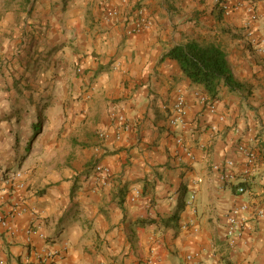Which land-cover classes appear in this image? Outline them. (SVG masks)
Here are the masks:
<instances>
[{"label":"crops","instance_id":"1","mask_svg":"<svg viewBox=\"0 0 264 264\" xmlns=\"http://www.w3.org/2000/svg\"><path fill=\"white\" fill-rule=\"evenodd\" d=\"M138 17L150 24L129 34ZM248 32L264 39V0H0L6 264L63 247L57 264H264V53ZM187 42L219 47L242 85L221 86L214 112L166 56ZM179 94L185 122L172 127ZM239 140L255 152L248 175ZM227 158L233 168L212 167ZM15 170L22 187L2 182ZM240 204L230 247L225 214Z\"/></svg>","mask_w":264,"mask_h":264},{"label":"built area","instance_id":"2","mask_svg":"<svg viewBox=\"0 0 264 264\" xmlns=\"http://www.w3.org/2000/svg\"><path fill=\"white\" fill-rule=\"evenodd\" d=\"M122 1L125 2L126 0H122ZM224 1L229 2L231 0H224ZM246 11H247L246 25L257 20L258 15L256 14V12L252 6H249ZM115 14H116L115 10H109L106 13L107 17H113V16H115ZM138 15H141L140 12L138 13ZM142 23L145 26H148L150 24L149 21H145L143 19V17H138L135 24L133 26H131L127 32L129 34L139 32L141 30V27H142L141 25H143ZM247 42H248L249 46L251 48H253V50L255 52H257L258 54L264 53V39L261 36H257V35H254V34L248 32L247 33ZM200 100L202 103H204L206 105V107L208 108V110L210 112H214L215 108L213 106V102H210L209 98L206 95H201ZM185 116H186L185 98L182 94H179L176 97V99L172 105V113L169 116V121H168L169 125L172 127H181L185 122ZM119 119H123V117L120 116ZM223 119H224L223 116H219L220 121H223ZM210 129H211V131H214L216 128L214 126H211ZM236 151H237V153L240 154V156L243 159L242 174L248 175L250 169L252 168V166L254 165L255 160H256L255 152L253 151V149L248 147L244 141H241V140H239L237 142ZM187 154L190 155V153H188V152H187ZM212 167L215 170H221V169L227 170L229 168L234 167V160L232 158H227L220 163L214 164ZM94 171H96V172L104 171L105 174L108 173L107 169L102 168L99 165L94 166ZM18 176H19V174H18ZM222 176H223V178H225V176H227V175L223 172ZM7 177H8L7 181H10V179H13L14 174L8 173ZM22 186H23L22 183L17 184V187H22ZM236 191L241 194L244 192V188L239 185L236 187ZM138 195H139V192H138V190H136L134 192V196L131 198V200H134V198H136ZM193 197L194 196L190 197V200L188 201L189 204L191 203ZM247 209H248V206L246 204H240V205L234 207L233 209L229 210L225 214V219H226L225 220L226 221L225 222L226 223L225 238H226L227 243L230 247L234 246L235 240L239 236V233H240L242 226H243V219L241 217H239V213L245 212V211H247ZM21 211H24V210L23 209L17 210L16 208H13L10 212L15 213V214H19ZM256 215H257V217L261 218L264 216V211L258 210V211H256ZM0 225L3 227H6L7 229H10V226L8 225L5 217L1 213H0ZM186 227H187V224L182 225V228H186ZM27 232L28 233H31V232L36 233L37 230H34V228H32V229H29ZM37 233H38L39 238H41V239L45 238L43 233H41V232H37ZM64 246H65V244H64ZM61 249H65V248L63 247ZM61 249L58 251V250H51L49 248H44L43 252H41L38 255L37 264H57L55 261V258L59 257V255L61 253ZM186 260L189 264H198V261L196 260V256L193 254L186 255ZM0 264H6L5 259L1 256H0ZM94 264H102V263L96 262Z\"/></svg>","mask_w":264,"mask_h":264},{"label":"trees","instance_id":"3","mask_svg":"<svg viewBox=\"0 0 264 264\" xmlns=\"http://www.w3.org/2000/svg\"><path fill=\"white\" fill-rule=\"evenodd\" d=\"M166 56L177 61L191 83L204 88L210 102L217 99L221 86L230 90H239L242 86L233 77L224 52L217 46L187 42L173 46Z\"/></svg>","mask_w":264,"mask_h":264},{"label":"rangeland","instance_id":"4","mask_svg":"<svg viewBox=\"0 0 264 264\" xmlns=\"http://www.w3.org/2000/svg\"><path fill=\"white\" fill-rule=\"evenodd\" d=\"M37 128V127H36ZM36 128H34L33 130H35ZM29 138H30V136H29ZM9 173V172H8ZM8 173L7 172H5V171H3V176L1 177L2 178V182L6 185V184H9L10 185V187H14V188H16L17 186H16V181H15V178H18V174H19V172H18V170H15V171H12V174H14V177H13V179H10V181H7V175H8ZM17 175V176H16Z\"/></svg>","mask_w":264,"mask_h":264}]
</instances>
